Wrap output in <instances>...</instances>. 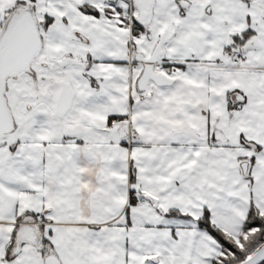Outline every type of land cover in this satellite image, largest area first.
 <instances>
[{"label":"snow or ice","instance_id":"1","mask_svg":"<svg viewBox=\"0 0 264 264\" xmlns=\"http://www.w3.org/2000/svg\"><path fill=\"white\" fill-rule=\"evenodd\" d=\"M0 264H264V0H0Z\"/></svg>","mask_w":264,"mask_h":264}]
</instances>
